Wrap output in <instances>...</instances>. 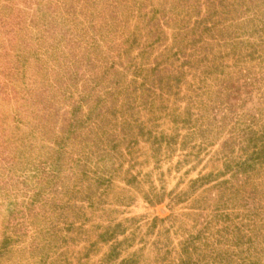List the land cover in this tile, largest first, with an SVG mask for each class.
<instances>
[{
  "label": "rangeland",
  "instance_id": "1",
  "mask_svg": "<svg viewBox=\"0 0 264 264\" xmlns=\"http://www.w3.org/2000/svg\"><path fill=\"white\" fill-rule=\"evenodd\" d=\"M207 10V0H0V264H121L132 257L133 264H180L186 240L198 251L194 264H264V202L243 211L240 202L215 199L199 209L196 199L208 186L190 187L209 174L242 184V175L222 174L225 155L236 167L246 157L243 129L264 135V0L249 1L240 19L219 15L210 32L189 33L186 40L202 35L207 45L197 54L206 52L218 67L204 77L187 73L179 97L157 102L160 108L134 111L138 124L126 138L115 128L101 136L109 155L93 136L84 138L88 129L78 132L81 143L66 134L71 113L83 121L101 86L119 80L134 88L135 65H154L166 47L158 62H188L174 56L182 48L176 29L194 26ZM159 25L163 33L151 47ZM235 38L243 43L233 46ZM241 70L258 80L246 104L235 100L228 115L218 79L242 78ZM65 78L73 95L58 101L51 84ZM39 99L57 110L47 126ZM231 132L230 147L222 148ZM59 144L67 150L62 160L53 150ZM87 153L90 179L71 181L79 169L70 158ZM249 172L264 192V168ZM218 207L229 208L226 220ZM155 218L165 221L154 225ZM108 230L116 236L106 242L100 235Z\"/></svg>",
  "mask_w": 264,
  "mask_h": 264
},
{
  "label": "trees",
  "instance_id": "2",
  "mask_svg": "<svg viewBox=\"0 0 264 264\" xmlns=\"http://www.w3.org/2000/svg\"><path fill=\"white\" fill-rule=\"evenodd\" d=\"M249 1L251 0H207L208 10L205 12L202 18L197 19V26L196 24L192 27L184 25L176 29L177 35H175V44L178 43V45L182 48L174 53V56L180 60L181 55H183L185 59H189L186 60L188 62L181 64L180 67L169 66L167 63L158 62V59L160 57H163L169 51V49H171L169 47H166L164 51H162V53L158 54L159 57L155 59L156 63L154 65L143 64L140 65L141 68L137 67V65L134 66L133 70H135V77L132 81V83L135 85L134 88L126 86L124 85V83L121 84L119 80H117L115 83H109L110 85H107L104 88H102L101 86L100 89H103L102 94L97 95L94 98V104L89 109V113L83 121L81 119L75 118V114L73 115L71 113L72 116L68 119L69 124L67 125V137L73 138L76 141H80L81 143L82 138L80 137V135H78V132H81L84 129H88L89 131L87 133L90 136H86L84 138L91 139V137L93 136V138L96 139V141L93 142V145L97 147L104 145L100 148L101 151L98 150L100 154H102L103 157H105V155H109L110 149L105 145V140L102 137L108 135L111 129H118L119 132L122 133L126 138L128 131L132 133V131L135 127H137L138 124V121L133 119L134 111H141V107H143L144 109L151 107L152 110L160 108L161 106L156 107L157 102L160 101L161 103H163L164 101H168L173 97H179V86L183 82L187 73L196 71V73H202L204 77L213 73V71L211 70L213 67H218L215 62L208 61L209 55L206 52L197 54L200 51V44L207 45L205 39H202V35H200L199 39L195 38L192 40H186L185 38L188 36V34L191 33L193 35H197V32L199 31L210 32L212 28L217 27L216 25H218V21L216 20L218 19L219 15L229 16L230 21L232 22L237 20V18L240 19L241 16L244 15V12H247V4L249 3ZM220 7L222 10H220ZM66 19L68 20V18L66 17L64 18V21H66ZM121 21H118V23H120ZM149 25L151 27L153 26L151 20L149 21L148 26ZM162 29L163 26L159 25V28L155 32H153L154 36H157V38L151 44V47L159 42V34L163 33ZM225 43L229 44V41ZM230 43H233V46H238L243 42L242 39L235 38L231 39ZM186 50H188L187 53ZM249 56H253V52H250ZM17 57L20 58L21 56L17 55ZM214 59H217V57H215ZM131 61L132 63H134L133 58ZM141 70L144 72L146 71L149 76L141 77L139 73L141 72ZM22 72L24 71H17L18 74ZM240 74L242 75V78L239 79H234L233 76L228 80L218 79V94L222 99H224L220 106L228 112V115H234L235 106L233 105V102L235 100L240 101L243 105L246 104L254 90L253 86L255 82H257L258 80L257 76L249 77L250 73L247 74L243 70H241ZM71 81L73 82V77L71 78ZM71 81L66 79V84L65 82H63V85H61V83L51 84V87L54 88L58 95V101L66 96L73 95V85H70ZM100 83L101 82L96 83V85L92 87L91 90L93 91L97 86H100ZM38 85L39 83L36 82L37 88H39ZM139 99L143 100V105H138L136 103V101ZM36 104L38 106L37 109H39L37 111L38 117L40 120L46 119L44 120V124L45 126H47V124L51 122V118L56 114L57 110H55V108L49 109L47 103L44 100L39 99L36 101ZM129 112L131 113L130 115H128ZM242 132V137H244L245 141L248 142V145L243 147L246 157L242 162L237 163L236 167H234V165L232 164V159H230V154H226L225 157L229 163H226L225 170L222 172V174H231L236 179H238L239 175H242V184H240L241 186L239 184L237 186L236 184H231V181L229 179L217 181V179H215L216 177H213V175L211 174L203 175L198 179L193 180L190 186L191 192L193 193L197 192L205 186H208V188H206L201 195H198L199 197L196 199L197 208L200 209L201 205L204 202H209V200L215 199H218V202H220L219 204L223 203V201H225L226 203L240 202V208L243 209V211H248L250 207L253 206L257 209L262 208L260 206H262L264 202V192L258 191L257 183H252L249 181V176L251 175L249 171L254 170L258 166H260L261 169L264 168V135L260 138L259 136L255 135L249 129V127L244 128ZM232 141L233 133L229 136V139L222 144V148H229ZM116 147L117 145L110 148L112 151H114L116 150ZM249 149H251L250 153ZM53 150L57 151L55 154V156H57L56 160H62L63 157L61 155L64 156V159L65 157H67V150L65 148L63 149V146H61L60 144L56 149ZM84 157L89 158L88 153L86 155L79 154L78 159H75L74 157L70 158V162H72L71 168L75 169V167H77L79 169V171H77L76 173L74 171V173L70 175V179H72L71 181L79 179L81 176V180L90 179L89 174L92 171L91 169L89 170L86 167L87 165L85 163L86 160L83 159ZM53 171L55 173L56 170L54 169ZM101 181V177H95V179H92V182L97 185L100 184ZM213 191L219 192L218 194H213ZM175 200L180 199L178 197V199ZM158 201H161V199H159ZM224 206L226 207L227 205ZM73 208L75 207H69V209ZM229 211V208L221 209V207H218L215 212L218 215L217 217H220L221 220H226V216L230 214ZM232 212H235V207L232 208L231 213ZM164 221L165 219L155 218L153 220V223L154 225H156L158 222ZM114 230L105 231L104 233H102V235H100V238H102V240L106 242L111 241V239L116 236V232ZM226 230L229 231V228H226ZM238 244H240V242ZM191 246L192 245L189 240H186L183 249L184 254L181 253L183 255V258H181L180 264H194L192 263V258L194 257L195 247ZM112 249H116V247H113ZM195 251H197V249H195ZM184 255H186V259ZM132 258L124 259L121 264H133L135 261ZM225 260H227V256Z\"/></svg>",
  "mask_w": 264,
  "mask_h": 264
}]
</instances>
